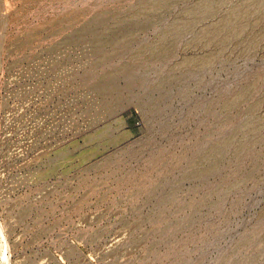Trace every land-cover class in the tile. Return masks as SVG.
I'll use <instances>...</instances> for the list:
<instances>
[{"label":"rangeland","instance_id":"obj_1","mask_svg":"<svg viewBox=\"0 0 264 264\" xmlns=\"http://www.w3.org/2000/svg\"><path fill=\"white\" fill-rule=\"evenodd\" d=\"M0 264H264V0H0Z\"/></svg>","mask_w":264,"mask_h":264}]
</instances>
